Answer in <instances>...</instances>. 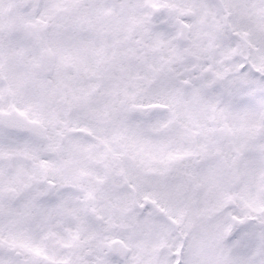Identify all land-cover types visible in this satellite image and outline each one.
Wrapping results in <instances>:
<instances>
[{"label":"snow or ice","instance_id":"obj_1","mask_svg":"<svg viewBox=\"0 0 264 264\" xmlns=\"http://www.w3.org/2000/svg\"><path fill=\"white\" fill-rule=\"evenodd\" d=\"M0 264H264V0H0Z\"/></svg>","mask_w":264,"mask_h":264}]
</instances>
